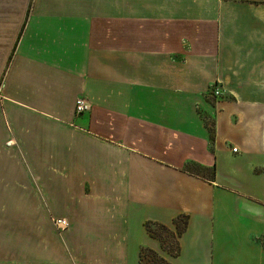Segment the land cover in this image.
Listing matches in <instances>:
<instances>
[{
  "label": "crops",
  "instance_id": "crops-1",
  "mask_svg": "<svg viewBox=\"0 0 264 264\" xmlns=\"http://www.w3.org/2000/svg\"><path fill=\"white\" fill-rule=\"evenodd\" d=\"M142 250L264 264V0H0V264Z\"/></svg>",
  "mask_w": 264,
  "mask_h": 264
},
{
  "label": "trees",
  "instance_id": "trees-1",
  "mask_svg": "<svg viewBox=\"0 0 264 264\" xmlns=\"http://www.w3.org/2000/svg\"><path fill=\"white\" fill-rule=\"evenodd\" d=\"M206 124L208 126L211 139H213V123L207 122ZM210 172L212 176H214V169H211ZM188 222V216L182 215L175 218V220L173 221L175 231H172L170 228L164 225L153 222H147L145 224V227L151 237L158 239L161 242L163 249L169 255H171L172 257H178V255L180 254L179 238L186 232ZM140 264H167V262L155 252H152L150 250H142L140 255Z\"/></svg>",
  "mask_w": 264,
  "mask_h": 264
},
{
  "label": "built area",
  "instance_id": "built-area-1",
  "mask_svg": "<svg viewBox=\"0 0 264 264\" xmlns=\"http://www.w3.org/2000/svg\"><path fill=\"white\" fill-rule=\"evenodd\" d=\"M212 93L216 98H222L224 96V92L221 87L215 85L212 89ZM92 106L85 98H78L75 104V112L77 115L85 114L91 110ZM236 151V150H235ZM54 224L59 231H63L68 227V223L66 220H54Z\"/></svg>",
  "mask_w": 264,
  "mask_h": 264
},
{
  "label": "rangeland",
  "instance_id": "rangeland-1",
  "mask_svg": "<svg viewBox=\"0 0 264 264\" xmlns=\"http://www.w3.org/2000/svg\"><path fill=\"white\" fill-rule=\"evenodd\" d=\"M167 245H170V244H167ZM171 246H173V245H171Z\"/></svg>",
  "mask_w": 264,
  "mask_h": 264
}]
</instances>
